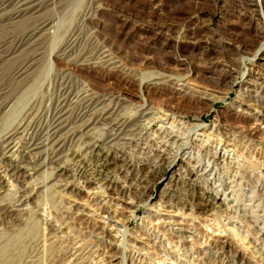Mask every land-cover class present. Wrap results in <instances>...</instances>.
<instances>
[{"label": "rangeland", "instance_id": "rangeland-1", "mask_svg": "<svg viewBox=\"0 0 264 264\" xmlns=\"http://www.w3.org/2000/svg\"><path fill=\"white\" fill-rule=\"evenodd\" d=\"M50 3L44 19L53 20L55 30H50L48 36L34 45L28 43V37L33 34L38 20L28 16L12 20L8 14L0 17V91L6 93L0 103L7 99L0 115V139L24 118L34 126L44 125L63 87L69 83L75 91L92 87L101 94L120 95L126 112L146 104L154 109L166 108L186 120L196 117L209 126L216 124L242 132L254 138L264 151V110H257L259 97L264 99V94L254 98L255 92L260 91L258 88L264 87L262 0H57ZM73 37L78 51H107L114 65H102L98 60L81 65L83 63L74 57L63 58L62 49ZM38 52L42 53L41 63L34 76L23 82L15 80V71ZM163 78L185 80L187 87L176 85L172 88V84L161 81ZM259 112L263 116L260 122L255 120L260 117L257 116ZM104 133L95 131L96 136ZM83 146L79 142L73 147ZM2 163L0 152V166ZM89 163L93 165L92 161ZM51 173L53 171L46 168L36 176V184L47 187L41 189L43 193L38 190L33 194L32 208L23 216V224L13 223L7 228L0 218V248L16 238L29 236L36 243L51 237L53 246H48L41 254L42 264L50 261L53 264L58 257L62 262L64 253L73 254L76 250L79 256L67 260L69 264H96L97 261L99 264L103 258L101 254L109 250L116 255L114 264H129L131 258L138 256L137 250L142 257H147L144 264H188L185 252L177 247L180 239L173 242L169 232L163 235L157 230L156 234L159 233L163 241L158 247L138 230L142 225L156 228L163 220L170 222L168 217L174 213L161 211L159 205L162 200L166 201L169 189H175L171 181L173 171L152 178L147 192L141 198L135 197L139 205L129 211L125 209L130 207L125 202L127 197H117L112 202L103 192L98 193L100 201L104 198L103 203L109 202L111 209L122 212L125 222L119 224V230L112 229L106 214L96 213L98 205L92 201L88 202V211L94 214L92 220L67 218L70 205L50 187ZM10 188L3 185L1 207L18 197L17 188ZM97 192L100 191L93 194ZM41 215L51 219L53 227L44 223ZM195 216L193 222L188 217L185 224H174L173 229L186 227L199 235V244L205 243L202 247L210 246L211 240L208 243L206 239L200 241L199 226L204 224L212 233L215 228L209 230L211 227L207 226L216 227L217 221L214 217ZM58 227H63V234L57 233ZM219 234L215 231L216 239ZM123 235L133 243L124 241L123 245ZM129 235L139 236L142 242ZM22 244L26 245L16 246L15 252L11 248L8 250V253H15L12 261L2 259L0 264H19L32 250V244L24 240ZM134 244H139L137 250L132 247ZM250 253L242 251L239 261L244 256V262L247 259L262 264ZM170 254L178 256L177 261L170 260ZM123 258H127L125 262ZM208 264L216 263L210 260Z\"/></svg>", "mask_w": 264, "mask_h": 264}, {"label": "bare ground", "instance_id": "bare-ground-1", "mask_svg": "<svg viewBox=\"0 0 264 264\" xmlns=\"http://www.w3.org/2000/svg\"><path fill=\"white\" fill-rule=\"evenodd\" d=\"M55 1L57 0H0V17L8 14L12 20L26 16L38 20V24L32 29L33 34L28 37V43L34 45L48 36L50 30H55L53 20L44 19L45 10L52 5L50 2ZM32 56L15 71V80L23 82L34 76L41 63L42 53ZM61 56L65 59L74 57L83 63L81 65L93 60H98L102 65H114L107 51H78L74 37L63 47ZM161 81L172 84V88L176 85L187 87L185 80L163 78ZM258 89L259 92L252 91L255 92L254 98L264 94V87ZM117 95L101 94L92 87L75 91L66 83L44 125L34 126L24 118L3 135L0 139L3 158L0 166V171H3L0 172V196L4 193L3 185L18 190V197L13 203L0 206L3 224L7 228L12 227L13 223L23 224V216L32 208L33 194H37L38 190L43 193L41 189L47 187L36 184V176L46 168L53 171L50 187H54L56 194L68 200L70 207L67 218L71 216V220H76L86 217L92 220L94 214L88 211V202L92 201L98 205L96 213L101 216L106 214L110 226L116 230H119V224L125 222L121 218L122 212L111 209L109 202L103 203L104 198L100 201L98 193L103 192L112 202L117 197H127L125 202L130 207L125 209L129 211L139 205L135 203V197L141 198L147 192L152 178L162 177L173 171L171 181L175 183V189H169L166 201L162 200L159 205L161 211L174 213L172 217H168L170 222L160 220L161 223L156 228L142 225L139 232L143 231L142 235L157 243V246L158 243H163L159 233L156 234L157 230L163 232V235L169 232L173 242L176 238L180 239L177 247L185 252L188 264H208L210 260L216 264H257L247 259L244 262V256L239 261L242 251H250L252 258L264 264V151L261 145L242 132L216 124L209 126L200 123V119L196 117L186 120L166 108L154 109L144 103L135 111L126 112L123 99ZM3 96L6 98V93L0 91V101ZM259 102L257 110L261 112L264 110V99L259 97ZM6 103L7 99L0 103V115ZM260 112L257 115L260 117L255 119L258 122L263 117ZM95 131L105 133L96 136ZM79 142L84 146L75 149L73 146L77 147ZM91 161L93 165L89 163ZM178 166L181 167L180 170H177ZM95 191L100 192L93 194ZM83 194L86 196L83 197ZM195 215L201 218L214 217L217 221L216 227L207 226L211 227L209 230L215 228L212 233L205 229L204 224L199 226L200 241L206 239L208 243L211 240L210 246L202 247L205 243L199 244V235L186 227L173 229L174 224H185L188 217L193 222L197 217ZM41 217L44 223L53 227L51 219L44 215ZM193 227L198 229L194 225ZM61 228L56 229L57 233L63 232ZM215 231L220 232L217 239ZM125 235L122 236V244L124 245V241L132 244V240H125ZM129 236L142 242L137 235ZM188 238L193 240L190 242ZM220 238L227 241L224 240L223 243ZM22 239L32 244V250L19 264H42L44 259L41 254L48 246H53L51 237H44L34 243L33 238L26 236L16 238L14 242L9 241L7 245L2 244L0 262L2 259L5 262L14 259L15 253H8V250L11 248L15 252L16 246H25ZM134 245L131 246L137 250L136 245L139 244ZM78 252L79 250L73 254L66 252L62 262L58 257L53 264H66L71 257L79 256ZM137 252L138 256L131 258L129 264L147 262V257H142L139 253L141 251ZM111 253L110 250L103 252L99 264H114L116 255ZM194 255H198V258ZM170 256V260L177 261L178 256ZM126 259L123 258V261ZM50 263L52 264L51 261Z\"/></svg>", "mask_w": 264, "mask_h": 264}]
</instances>
